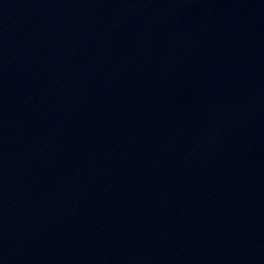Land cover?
<instances>
[{
  "label": "water",
  "instance_id": "1",
  "mask_svg": "<svg viewBox=\"0 0 264 264\" xmlns=\"http://www.w3.org/2000/svg\"><path fill=\"white\" fill-rule=\"evenodd\" d=\"M0 264H264V0H0Z\"/></svg>",
  "mask_w": 264,
  "mask_h": 264
}]
</instances>
